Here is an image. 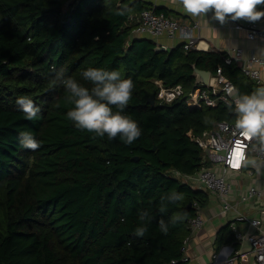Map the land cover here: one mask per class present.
Returning a JSON list of instances; mask_svg holds the SVG:
<instances>
[{"label":"trees","instance_id":"obj_1","mask_svg":"<svg viewBox=\"0 0 264 264\" xmlns=\"http://www.w3.org/2000/svg\"><path fill=\"white\" fill-rule=\"evenodd\" d=\"M122 7L131 11L116 15ZM152 7L142 0H0V264H173L182 255L194 203L210 201L208 191L175 173L192 175L207 165L188 132L201 133L235 114L225 103L190 107L185 97L156 98L152 105L155 79L190 91L196 64L212 73L222 67L242 95L264 85L238 62L227 63L226 52L186 51L182 43L157 51L153 39L134 37L129 16ZM88 68L133 81L123 112L141 129L132 144L80 130L68 119L69 93L52 81L62 71L91 89L82 76ZM21 96L40 108L36 119L19 109ZM22 132L40 147H23ZM172 192L183 199L165 200L161 212V198ZM141 212L151 219L141 221ZM178 213L184 219L171 223ZM142 225L145 235L136 236ZM234 239L230 224L217 235L219 246Z\"/></svg>","mask_w":264,"mask_h":264},{"label":"built area","instance_id":"obj_2","mask_svg":"<svg viewBox=\"0 0 264 264\" xmlns=\"http://www.w3.org/2000/svg\"><path fill=\"white\" fill-rule=\"evenodd\" d=\"M237 25L246 30L247 37L250 39H264V27L258 21L249 22L243 18L236 20ZM129 23L134 22L132 33H149L152 36L158 37L167 35L170 38L180 37L183 39V46L186 51L195 49L198 38L193 33V27L198 26L195 23L193 26L182 20L167 15L163 12H156L155 8H147L139 13L132 14L128 19ZM225 61L232 63L233 61H242V72L251 80L260 82L261 66L264 64V46L263 55L251 54L245 56L244 48L235 47L226 52ZM158 86L156 98L160 103H170L174 100L185 97L186 102L190 107H211L215 108L220 103H225L233 107L235 118L233 120L216 121L210 129H206L201 133H195L192 129L188 134L190 138L199 144L205 151L203 165L192 175H184L179 171L175 173L182 177L186 182H193L198 187L206 191L216 193L222 201V211L227 214L229 211L238 210L239 202L248 201L252 198L264 196V188L250 186L248 191L243 194L238 203L233 204L231 201V193L233 185L228 175L231 171H243L248 168L243 164L239 168L232 167L233 153L236 143L248 144L249 148L245 149L246 156L257 157L264 160V154H258L251 151V144L240 136L239 131L235 128L236 113L233 97L229 96L227 89L233 87L237 90L236 85L226 77L222 67H218L216 73L211 74L210 83L205 85L201 82H196V87L187 91L182 84L167 85L162 79H155ZM209 164V165H208ZM196 213L188 219L187 226L191 233L184 240L182 247V255L179 258L172 260L173 264L184 262L190 264L191 258L188 254V243L191 235L205 224L203 216V207L198 203H194ZM246 216L239 212L236 219L230 222V226L234 231L235 238L240 241H248L251 245V250L255 254L259 264H264V232L257 235L245 233L238 229L237 221L245 220ZM252 223L256 226L261 224L258 219H253ZM247 253L241 250L236 251L233 255L222 258L221 254L215 253L212 261L204 264H235L237 259L246 257Z\"/></svg>","mask_w":264,"mask_h":264},{"label":"clouds","instance_id":"obj_3","mask_svg":"<svg viewBox=\"0 0 264 264\" xmlns=\"http://www.w3.org/2000/svg\"><path fill=\"white\" fill-rule=\"evenodd\" d=\"M184 10L193 15L207 13L214 10V19L224 23L226 17L235 21L245 19L249 22H257L264 17V10H258V6H264V0H180ZM131 9L122 7L116 11V15L123 16ZM55 71V68L52 69ZM84 80L92 83L91 89L82 86L75 79L65 78L62 71L56 72L52 81L53 85H60L69 93L66 101L74 107L67 112L69 120L74 122L75 127L80 130H87L96 136L114 139L117 136L125 143L132 144L141 135V129L137 122L129 116L124 115V109L128 105L134 88L133 81L122 79L118 71H107L102 68H88L83 71ZM229 96L233 97L235 105L236 121L235 128L246 141L251 144V151L264 154V87H259L251 94H240L233 87L227 89ZM16 104L29 120L37 118L40 108L33 100L21 96L17 98ZM115 106L118 111H113ZM20 143L23 147L37 150L39 142L30 132L20 134ZM248 144L236 143L234 152L237 156L239 168L242 164H251L256 168L257 174H264V160L249 159L245 154ZM183 199L181 193L172 192L161 198V212L166 210L164 201L175 203ZM151 219L146 212H141L140 220ZM184 219L183 214H176L171 223ZM161 232L167 233L168 223L163 219L159 221ZM147 227L142 225L135 229V235H145Z\"/></svg>","mask_w":264,"mask_h":264},{"label":"crops","instance_id":"obj_4","mask_svg":"<svg viewBox=\"0 0 264 264\" xmlns=\"http://www.w3.org/2000/svg\"><path fill=\"white\" fill-rule=\"evenodd\" d=\"M155 8H161L169 15L182 20L183 22L198 26L193 27V33L198 38L196 50L201 51H222L227 52L235 47L244 48L245 56L252 53L263 55L264 39H250L247 37L246 30L237 25V21L226 17L224 23L214 19V10H209L205 14L193 16L187 13L180 0H142ZM258 10H264V6H258ZM258 23L264 27V17ZM134 37L153 39L157 45H164L168 50L183 43L180 37L170 38L167 35L152 36L149 33H133ZM264 85V64L261 66V80L257 82ZM250 159H260L251 157ZM243 171H231L228 178L231 180L233 190L231 193V201L233 204L239 202L241 196L245 194L250 186L264 188V174H257L256 168L251 164ZM264 172V169H262ZM210 201L203 207V216L205 224L196 230L188 243V254L191 258L190 264H204L212 261L215 253L221 254L222 258L233 255L236 251L241 250L247 253L246 257L237 259L235 264H259L255 254L251 250L248 241H240L236 238L231 242H223L220 246L217 243V235L219 231L236 219L239 212L246 216L245 220L237 221L238 229L245 233L257 235L264 232V196L256 197L239 202L238 210H231L227 214L222 211V201L219 196L210 192ZM253 219L261 221L259 226L252 223Z\"/></svg>","mask_w":264,"mask_h":264},{"label":"water","instance_id":"obj_5","mask_svg":"<svg viewBox=\"0 0 264 264\" xmlns=\"http://www.w3.org/2000/svg\"><path fill=\"white\" fill-rule=\"evenodd\" d=\"M157 51H165L168 50L166 46L164 45H157L156 46ZM240 66H242L243 62H238ZM212 72L210 70L200 69L196 64L193 65V75L195 76L196 82H201L205 85H208L210 83ZM149 103L152 105H155L156 103V97L155 95H152L149 98ZM155 149V148H154ZM135 159H138V157H134Z\"/></svg>","mask_w":264,"mask_h":264},{"label":"snow or ice","instance_id":"obj_6","mask_svg":"<svg viewBox=\"0 0 264 264\" xmlns=\"http://www.w3.org/2000/svg\"><path fill=\"white\" fill-rule=\"evenodd\" d=\"M232 167H234V168H237L238 167L236 152L233 153Z\"/></svg>","mask_w":264,"mask_h":264}]
</instances>
